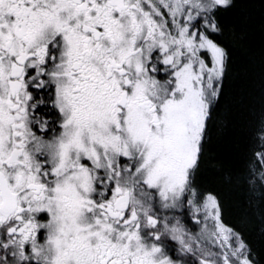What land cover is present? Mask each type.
Segmentation results:
<instances>
[{"label": "snow or ice", "instance_id": "snow-or-ice-1", "mask_svg": "<svg viewBox=\"0 0 264 264\" xmlns=\"http://www.w3.org/2000/svg\"><path fill=\"white\" fill-rule=\"evenodd\" d=\"M264 0H0V264H264V118L242 169L232 47ZM248 200L233 215L202 170ZM259 235L264 245V212Z\"/></svg>", "mask_w": 264, "mask_h": 264}, {"label": "trees", "instance_id": "trees-1", "mask_svg": "<svg viewBox=\"0 0 264 264\" xmlns=\"http://www.w3.org/2000/svg\"><path fill=\"white\" fill-rule=\"evenodd\" d=\"M244 38L241 43L231 45L232 71L228 80L231 103V124L222 137H214V152L229 168L236 170L246 166L248 158L259 147L253 136V129L264 118V14L258 9L247 12L243 20ZM198 181L207 187L215 188L233 215L240 202L247 201L249 193L240 186L221 184L214 173L204 169ZM253 199V229L249 238L260 251L262 241L259 235L260 214L264 212V202L259 193Z\"/></svg>", "mask_w": 264, "mask_h": 264}]
</instances>
